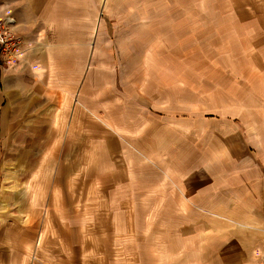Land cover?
I'll use <instances>...</instances> for the list:
<instances>
[{
    "label": "crops",
    "instance_id": "crops-1",
    "mask_svg": "<svg viewBox=\"0 0 264 264\" xmlns=\"http://www.w3.org/2000/svg\"><path fill=\"white\" fill-rule=\"evenodd\" d=\"M88 5L0 0L22 40L20 59L0 64V264H264V142L240 160L256 161L255 173L174 180L189 204L155 203L167 187L166 128L136 106L137 95L151 102L150 86L115 98L98 31L89 48ZM121 195L128 204H115ZM169 211L198 214L176 224V252L167 222L150 215ZM135 212L141 220L121 215Z\"/></svg>",
    "mask_w": 264,
    "mask_h": 264
},
{
    "label": "rangeland",
    "instance_id": "rangeland-1",
    "mask_svg": "<svg viewBox=\"0 0 264 264\" xmlns=\"http://www.w3.org/2000/svg\"><path fill=\"white\" fill-rule=\"evenodd\" d=\"M88 9L89 48L98 31L104 57L115 61V98L142 96L150 86L151 102L137 95L136 106L150 112L154 128H166V147L158 151L168 158L160 166L167 187L155 203L189 204L173 189L174 180L256 172V161L240 160L259 155L257 143L264 142V0H89ZM230 157L233 165L225 163ZM139 164L136 173L143 175ZM115 199L129 203L126 196ZM150 215L167 222V251L176 252V224L198 214Z\"/></svg>",
    "mask_w": 264,
    "mask_h": 264
},
{
    "label": "built area",
    "instance_id": "built-area-1",
    "mask_svg": "<svg viewBox=\"0 0 264 264\" xmlns=\"http://www.w3.org/2000/svg\"><path fill=\"white\" fill-rule=\"evenodd\" d=\"M13 20L0 17V59L6 65L15 64L22 55V40L12 29Z\"/></svg>",
    "mask_w": 264,
    "mask_h": 264
}]
</instances>
